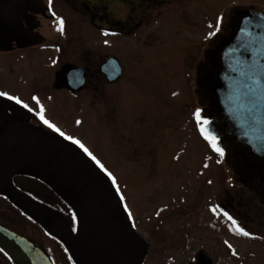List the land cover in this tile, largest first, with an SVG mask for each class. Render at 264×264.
<instances>
[{"label":"rangeland","instance_id":"374dc122","mask_svg":"<svg viewBox=\"0 0 264 264\" xmlns=\"http://www.w3.org/2000/svg\"><path fill=\"white\" fill-rule=\"evenodd\" d=\"M171 1L173 35L165 36L159 27L153 28L154 38H122L126 72L119 84L86 93L104 97L94 106L54 90V72L47 65L19 61L12 71L0 74V85L37 113L43 109L41 114L59 127L71 128L75 139L103 161L132 225L149 241L144 264H188L200 250L217 264H264L263 242L229 238L236 254L207 223H200L213 220L214 204L219 208L220 203L236 201L247 230L264 236V213L253 205L246 207L250 191L238 184L243 182L235 168L239 158L232 151L221 155L199 137L198 129L208 120L203 125L197 113L208 106L196 82L203 51L208 58L219 38L229 33L226 18L237 8L264 10V0ZM41 60L46 62V57ZM207 64L211 65L209 59ZM31 94L45 103L31 106ZM11 210L0 200V216L13 215ZM188 227L190 244L184 238Z\"/></svg>","mask_w":264,"mask_h":264},{"label":"flooded vegetation","instance_id":"af4514ba","mask_svg":"<svg viewBox=\"0 0 264 264\" xmlns=\"http://www.w3.org/2000/svg\"><path fill=\"white\" fill-rule=\"evenodd\" d=\"M171 4V0H0V74L12 71L19 61L22 65L28 66L47 65V68H51L54 72L51 78L54 90L66 92L76 101L93 105L94 101L104 97L94 95L87 97L86 93L94 94L105 84L107 86L119 84L126 72L121 62L122 38L134 35L135 37L144 35L145 40L148 37L154 38L153 28L159 27L165 36L173 35ZM254 11L264 14V10ZM233 17L234 15H231L226 18L228 25ZM61 21H63L62 31ZM161 21H163L162 25H160ZM43 56L46 57V62L41 60ZM208 59L210 60V56L208 54L207 58V52L204 50L196 68L198 78L196 82L204 89V101L207 100L204 78L211 68V65L207 64ZM117 66L122 69V75L118 80L110 82L106 72L118 71ZM65 69L67 72L64 73L61 84L57 85L58 74ZM0 93H4L0 96V142L4 143L6 141L4 138L10 136L23 146H28L29 143L34 142L35 136H41L47 143L46 151L53 150L61 142L69 143L81 150L97 170L103 171L100 167V165L104 167L103 161L88 146L84 147L100 162L99 164L79 145L72 142L78 137L72 134L71 128L63 129L42 114L44 119L64 133V136H61L40 119L41 113L30 107L25 99L12 96L8 88L1 85ZM17 100L20 103H17ZM30 100V105L45 103L40 102L39 98L32 94ZM91 100L93 102H90ZM205 110L206 108L202 106L200 114ZM10 126L14 127L12 134H8ZM66 137H72V140ZM235 168L243 180L238 184L242 189L250 191L251 197L248 198L246 207L253 205L256 210H261L260 213H264L262 209L264 208V168L262 170L250 168L239 160ZM106 179L109 182L107 176ZM3 183L7 184L14 195H20L33 204L47 209L51 215L49 219L54 223L55 232L46 229L29 211L21 208L9 193H0V200L9 203L13 215L0 216V227L37 246L52 264H76L69 248L79 229L74 209L36 175L17 173L4 179ZM240 197L244 200L243 195ZM225 203H220L219 208L216 207L218 204H214L213 220L208 222L201 220L200 223H207L209 230L217 233L216 236L223 242L224 247L236 254L238 251L232 246L233 244H230L231 242H228L229 238L264 243L263 235L247 230L246 221L236 209L237 202L225 201ZM243 205L244 203H239L240 207ZM229 217L232 219L230 220ZM217 218H220L219 223ZM126 220L135 231H138L130 224L124 211V222ZM200 223L198 226L202 229ZM237 228L249 235L244 236L237 231ZM189 232L188 227L184 238L190 244ZM222 232L225 235L224 239L221 236ZM187 247L190 249L192 245ZM201 254L208 255L213 260V264H217L212 255L207 254L205 250L197 252L188 264H196ZM0 264H16L1 246Z\"/></svg>","mask_w":264,"mask_h":264},{"label":"water","instance_id":"95a60500","mask_svg":"<svg viewBox=\"0 0 264 264\" xmlns=\"http://www.w3.org/2000/svg\"><path fill=\"white\" fill-rule=\"evenodd\" d=\"M229 27L230 32L219 38L210 56L211 69L204 78L209 109L202 116L210 121L206 130L219 140L220 148L227 146L242 164L262 170L264 14L238 8ZM116 68L118 71L106 72L110 82L122 75V69ZM65 72L67 69L58 74L57 85ZM8 128V134H12L14 127ZM35 137L28 146L10 136L0 142V193H9L21 208L55 232L47 209L14 195L3 183L17 173L36 175L77 214L78 234L69 246L76 264H143L149 241L127 220L124 222L121 199L104 174L75 146L61 142L46 151L45 139ZM0 246L16 264H52L37 246L2 227ZM196 264H213V260L201 254Z\"/></svg>","mask_w":264,"mask_h":264},{"label":"snow or ice","instance_id":"6c2138e0","mask_svg":"<svg viewBox=\"0 0 264 264\" xmlns=\"http://www.w3.org/2000/svg\"><path fill=\"white\" fill-rule=\"evenodd\" d=\"M61 23V31L63 30V21L60 22ZM4 95V93H0V96ZM9 99H15L14 97H9ZM17 103H20L19 100L16 101ZM25 107H27V105H25ZM43 112V109H41V113ZM200 115L199 113H197V119L199 120ZM40 119L44 121L45 124L48 125L49 128H53L55 131L59 132V134L61 136H64V133L60 131V129L56 128L55 125L49 123V121H47L46 119H44V116L41 114ZM202 133L204 134L205 139L209 140L212 144V147L219 152L221 155H223V152L221 151V149L217 146V140L215 136L210 135L206 129L201 128ZM66 139L68 140H72V137H66ZM73 143L77 144L80 146V148L83 149V151L85 153H87L93 160H96V158L94 156H92L91 152L88 151V149L86 147H84L83 144L80 143V141L78 140H72ZM96 163L99 164L100 162L98 160H96ZM101 168H103V165H100ZM109 176H111V173H108ZM113 183H115V180L113 179ZM118 190V189H117ZM229 219L231 220L232 218L229 217ZM233 224H235V221H233ZM237 231L241 232L244 236H248L249 233L243 231L242 229L237 228Z\"/></svg>","mask_w":264,"mask_h":264}]
</instances>
